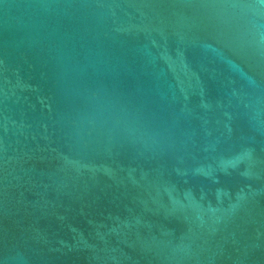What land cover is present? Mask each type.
<instances>
[{"label":"water","instance_id":"1","mask_svg":"<svg viewBox=\"0 0 264 264\" xmlns=\"http://www.w3.org/2000/svg\"><path fill=\"white\" fill-rule=\"evenodd\" d=\"M0 264H264V0H0Z\"/></svg>","mask_w":264,"mask_h":264}]
</instances>
